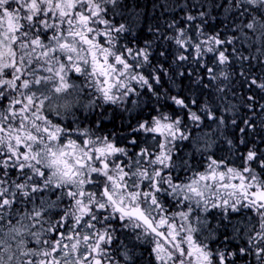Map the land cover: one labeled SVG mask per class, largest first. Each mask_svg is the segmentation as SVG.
<instances>
[{
  "label": "snow or ice",
  "instance_id": "1",
  "mask_svg": "<svg viewBox=\"0 0 264 264\" xmlns=\"http://www.w3.org/2000/svg\"><path fill=\"white\" fill-rule=\"evenodd\" d=\"M0 264H264V0H0Z\"/></svg>",
  "mask_w": 264,
  "mask_h": 264
}]
</instances>
